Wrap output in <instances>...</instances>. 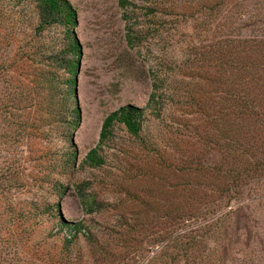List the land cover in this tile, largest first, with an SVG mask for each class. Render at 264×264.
I'll return each instance as SVG.
<instances>
[{
  "label": "rangeland",
  "instance_id": "1",
  "mask_svg": "<svg viewBox=\"0 0 264 264\" xmlns=\"http://www.w3.org/2000/svg\"><path fill=\"white\" fill-rule=\"evenodd\" d=\"M67 1L80 46V123L71 142L48 118L47 104H38L48 95L32 55L63 27L47 29L40 44L31 39L32 9L0 0V264L160 260L182 192L199 186L183 179V161L213 166L229 153L230 123L240 121L231 93L241 95L243 41L264 31V0ZM58 73L62 94L69 75L64 66ZM155 83L159 103L145 111L143 138L116 123L100 142L104 119L127 105L145 108ZM235 132L241 145L238 125ZM95 147L99 167L86 162ZM72 151L74 165L66 166ZM57 213L77 224L69 247ZM221 213L215 237L226 245L224 257L206 248L193 264H264V176Z\"/></svg>",
  "mask_w": 264,
  "mask_h": 264
},
{
  "label": "trees",
  "instance_id": "2",
  "mask_svg": "<svg viewBox=\"0 0 264 264\" xmlns=\"http://www.w3.org/2000/svg\"><path fill=\"white\" fill-rule=\"evenodd\" d=\"M7 1L20 6L21 10L32 9L29 16L31 39L40 41V44L47 29L53 26L63 27L60 38L55 37L51 42L44 41L40 47L41 51L36 52L35 49L32 55L39 64L37 85L48 95L47 98L39 95L38 104L41 106L47 104L48 118L53 115V123L58 126L57 130L61 128L71 142L72 135L80 123L74 89L80 46L71 32V27L75 24V12L67 0ZM23 15L25 17L26 14ZM261 32L257 40L243 41L245 74L240 82L241 95L231 93L234 106L231 114L240 120L236 125L241 128L243 143L237 145L236 125L231 122L233 142L230 143L228 155L223 157L219 164L203 165L200 168L195 165L193 168L194 159L183 161V179L194 181L199 186L182 190L184 202L175 208L176 226L168 233L160 249V253H164L165 256L164 258L160 256V260H156L157 255H154L146 264H154L156 261H161L162 264H193L196 256L205 252L206 248L208 251L220 253L223 257L226 253V245L223 241L218 245V238L215 237L221 234L223 224L218 223L226 216V213L221 211L232 201L240 199L244 186L264 176V31ZM58 58L63 61V65L56 64ZM63 66L69 76L65 80L66 91L61 94L57 91L58 70ZM158 89L155 83L145 108L127 105L110 113L103 121L100 142L109 137L116 123L124 125L131 136L143 138L146 127L145 111L159 103ZM59 95L60 99H57ZM62 107L63 111H58ZM55 108L57 112H54ZM98 151L99 147H95L86 155V162L92 167L103 164ZM74 159L75 153L69 152L65 161L66 166H73ZM57 191L59 192V189ZM57 207L53 205L50 210L53 211ZM57 217L60 229L65 230V246L69 247L76 236L77 224L68 223L60 213H57ZM170 217L171 210L167 214V218ZM173 251L176 254L174 257Z\"/></svg>",
  "mask_w": 264,
  "mask_h": 264
}]
</instances>
